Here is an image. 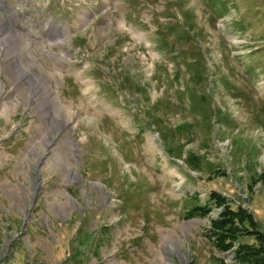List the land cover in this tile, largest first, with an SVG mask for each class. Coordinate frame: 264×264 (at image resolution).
I'll use <instances>...</instances> for the list:
<instances>
[{
    "label": "rangeland",
    "instance_id": "obj_1",
    "mask_svg": "<svg viewBox=\"0 0 264 264\" xmlns=\"http://www.w3.org/2000/svg\"><path fill=\"white\" fill-rule=\"evenodd\" d=\"M211 191L264 264V0H0V264H239Z\"/></svg>",
    "mask_w": 264,
    "mask_h": 264
},
{
    "label": "trees",
    "instance_id": "obj_2",
    "mask_svg": "<svg viewBox=\"0 0 264 264\" xmlns=\"http://www.w3.org/2000/svg\"><path fill=\"white\" fill-rule=\"evenodd\" d=\"M226 202V198L221 193L211 191L206 200L194 205L187 211V216L203 217L211 211L212 206H217L220 210L218 214L212 218L210 227L206 230V237L212 242L218 251H228L232 246L236 245L233 249V254L239 264H263L259 263V254L263 253L260 244L258 245V242H256L257 245L255 242H241L239 240L240 235L234 231L235 220L242 218L241 216L239 217L242 212L240 205L233 208ZM243 218H247V216H244ZM257 238H260L259 234H257Z\"/></svg>",
    "mask_w": 264,
    "mask_h": 264
},
{
    "label": "bare ground",
    "instance_id": "obj_3",
    "mask_svg": "<svg viewBox=\"0 0 264 264\" xmlns=\"http://www.w3.org/2000/svg\"><path fill=\"white\" fill-rule=\"evenodd\" d=\"M19 69L22 70V71H24V72L30 73L29 70H28L27 68H25L24 66H20ZM25 74H26V73H25ZM34 80L37 81L36 78H34ZM51 100H52V99H51ZM36 102H37V101H36ZM42 102H43L44 104H46V105H49L50 99H49V100H48V99H46V100H43V99H42Z\"/></svg>",
    "mask_w": 264,
    "mask_h": 264
}]
</instances>
